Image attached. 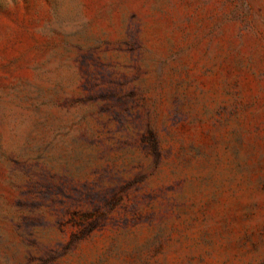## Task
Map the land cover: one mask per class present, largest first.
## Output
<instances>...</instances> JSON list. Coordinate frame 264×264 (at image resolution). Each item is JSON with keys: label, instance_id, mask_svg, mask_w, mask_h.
Instances as JSON below:
<instances>
[{"label": "rangeland", "instance_id": "rangeland-1", "mask_svg": "<svg viewBox=\"0 0 264 264\" xmlns=\"http://www.w3.org/2000/svg\"><path fill=\"white\" fill-rule=\"evenodd\" d=\"M0 264H264V0H0Z\"/></svg>", "mask_w": 264, "mask_h": 264}]
</instances>
